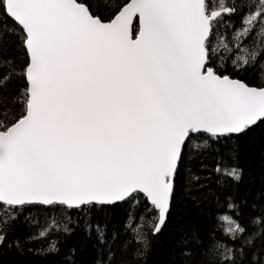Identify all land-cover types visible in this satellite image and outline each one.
<instances>
[{
  "label": "snow or ice",
  "instance_id": "obj_1",
  "mask_svg": "<svg viewBox=\"0 0 264 264\" xmlns=\"http://www.w3.org/2000/svg\"><path fill=\"white\" fill-rule=\"evenodd\" d=\"M110 8L0 0V212L56 213L57 234L82 227L94 240L93 264H140L145 216L154 237L181 198L201 201L205 177L194 165L206 145L197 141L264 124V0L248 7L232 46L220 39L238 11L228 0H125L105 14ZM16 44L22 61L9 54ZM17 78L24 86L13 89ZM214 171L241 180L238 168ZM141 201L145 215L129 213L121 231L94 217ZM245 207L225 197L207 242L183 251L186 264H264V211L245 218ZM6 236L0 230V246ZM60 251L57 240L45 249ZM64 264H79L76 249Z\"/></svg>",
  "mask_w": 264,
  "mask_h": 264
},
{
  "label": "trees",
  "instance_id": "obj_2",
  "mask_svg": "<svg viewBox=\"0 0 264 264\" xmlns=\"http://www.w3.org/2000/svg\"><path fill=\"white\" fill-rule=\"evenodd\" d=\"M107 2L112 8L105 14H109L115 6L124 3L125 0ZM254 2L258 0H228V3L238 6L236 14L226 18L220 29L222 33L220 39L229 46L234 43L233 33L240 28L242 16L247 15L248 7ZM245 43L251 44V40H246ZM9 54L23 60L24 54L19 44L10 49ZM249 79H252L251 75ZM24 83L22 78H17L12 88H22ZM197 142L206 145L194 165L205 177L202 181L205 187L199 193L201 201L197 205L186 197L181 198L174 206L162 231L154 237L150 235L151 218L145 216L142 231L148 240V248L140 258V264H186L183 251L186 248L197 250L201 242H207L215 222L214 217L218 213V206L223 205L225 197L229 194L246 202L245 218L264 211V204L260 201L261 193H264V124L254 126L239 136L233 135L219 140L205 137ZM218 164L222 167L238 168L241 171V180L237 183L218 177L214 171ZM129 213L145 215L143 202L107 209L94 213V217L101 222L106 220L110 232L121 231ZM9 215L14 216L15 220H8L6 224L0 223V230L7 233L6 243L0 246V264H64L65 257L71 249L77 250L79 264H93L94 240L85 234L82 227L77 228L71 237L65 238L55 231L61 226L54 223V218L59 219L56 213L49 214L36 208L8 214L0 212V221L6 220ZM68 215L75 218L72 212ZM49 228L53 232L48 239L32 238L38 237L41 230ZM50 240L58 241L60 254H46L45 249Z\"/></svg>",
  "mask_w": 264,
  "mask_h": 264
}]
</instances>
